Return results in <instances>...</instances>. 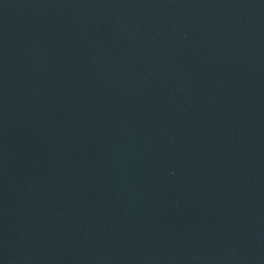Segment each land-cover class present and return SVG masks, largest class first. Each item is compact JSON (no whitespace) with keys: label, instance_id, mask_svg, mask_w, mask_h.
Segmentation results:
<instances>
[{"label":"water","instance_id":"95a60500","mask_svg":"<svg viewBox=\"0 0 264 264\" xmlns=\"http://www.w3.org/2000/svg\"><path fill=\"white\" fill-rule=\"evenodd\" d=\"M0 264H264V0H0Z\"/></svg>","mask_w":264,"mask_h":264}]
</instances>
